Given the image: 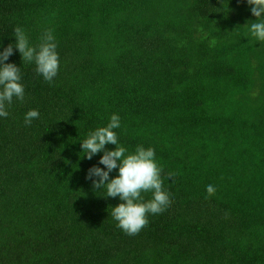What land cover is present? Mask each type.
Masks as SVG:
<instances>
[{"label": "trees", "instance_id": "obj_1", "mask_svg": "<svg viewBox=\"0 0 264 264\" xmlns=\"http://www.w3.org/2000/svg\"><path fill=\"white\" fill-rule=\"evenodd\" d=\"M255 19L243 0H0L3 47L21 26L33 44L52 30L59 53L51 84L18 52L6 61L25 98L0 118V264H264ZM113 113L123 146L155 149L171 201L134 236L110 215L119 199L86 179L102 153L81 152Z\"/></svg>", "mask_w": 264, "mask_h": 264}, {"label": "clouds", "instance_id": "obj_2", "mask_svg": "<svg viewBox=\"0 0 264 264\" xmlns=\"http://www.w3.org/2000/svg\"><path fill=\"white\" fill-rule=\"evenodd\" d=\"M256 19L245 23L247 36L254 42H264V0H243ZM12 35L14 42L3 47L0 42V118L9 116L8 107L14 99L23 101L25 87L22 83L21 68L6 61L18 52L22 63L34 65L35 73L47 83H53L59 72V53L52 30H46L38 44H33L21 26H15ZM40 113L29 109L24 114L25 125H31ZM121 128V118L113 113L106 125L91 129L80 139L83 157L91 160L99 153L98 164L103 167L89 168L86 179L92 181L94 188L104 193V197L118 198L120 203L111 207L110 215L116 226L125 234L134 236L148 224V216H158L166 212L171 201L169 193L163 188L162 168L159 166L155 149L137 145L134 150L120 143L115 130ZM115 145L114 149L106 145ZM115 175L110 178V173ZM209 196L215 189L206 187ZM151 193L145 200L143 194Z\"/></svg>", "mask_w": 264, "mask_h": 264}]
</instances>
